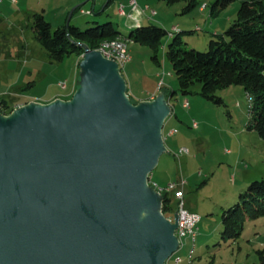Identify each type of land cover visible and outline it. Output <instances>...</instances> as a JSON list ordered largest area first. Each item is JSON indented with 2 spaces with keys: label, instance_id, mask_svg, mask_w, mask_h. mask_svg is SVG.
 Returning a JSON list of instances; mask_svg holds the SVG:
<instances>
[{
  "label": "water",
  "instance_id": "1",
  "mask_svg": "<svg viewBox=\"0 0 264 264\" xmlns=\"http://www.w3.org/2000/svg\"><path fill=\"white\" fill-rule=\"evenodd\" d=\"M84 47L69 99L0 112V264H166L178 248L148 181L171 97L132 102L119 64Z\"/></svg>",
  "mask_w": 264,
  "mask_h": 264
},
{
  "label": "rangeland",
  "instance_id": "2",
  "mask_svg": "<svg viewBox=\"0 0 264 264\" xmlns=\"http://www.w3.org/2000/svg\"><path fill=\"white\" fill-rule=\"evenodd\" d=\"M17 1L0 0V98L18 105L29 101V97L49 99L57 95L65 99L73 91L74 75L79 73L77 58L72 54L51 62L35 38L31 27L32 12L26 11L31 7L42 12V5H37V0H23V6ZM59 1L64 3L66 0H55L56 3ZM142 1H147L156 14L149 19L143 17L138 23L158 25L168 34L162 38L159 63L151 59L152 52L147 45L126 40L130 60L121 71L133 88V100L162 90L171 97L172 113L163 128L168 153L161 154L151 174L161 184L180 178L186 181L182 187L184 206L200 216L192 264H264V215L246 219L240 236L234 241L223 242L220 236L223 210L235 204L239 194L252 181L264 177V138L248 127L252 123V101L247 98L244 88L235 84L217 91L223 99L222 104L211 103L199 94H182L166 57L173 26L179 31L181 46L187 48L206 51L211 39L223 37L227 40L225 31L236 19L241 1L233 0L221 6L218 0H197L194 8L187 12L183 10L184 1L173 4L161 0ZM92 2H79V9L88 10ZM104 2H96V13L77 11L71 24L85 28L93 26L94 21H111L123 35H128L136 22L118 13V0L98 12ZM139 3L140 6L142 3ZM203 4L205 6L200 10ZM123 5L128 11L127 4L123 2ZM50 10L51 6H48L47 17L52 28H56L63 20H58ZM60 81H65L67 88L59 87ZM199 89L198 83L192 87L193 91ZM186 99L188 107L183 106ZM193 121L197 122V127L192 126ZM169 129L176 132L167 136ZM181 147H186L189 153H180ZM172 204L176 205L175 199ZM183 242V247L176 253L186 264L192 241L184 237Z\"/></svg>",
  "mask_w": 264,
  "mask_h": 264
},
{
  "label": "trees",
  "instance_id": "3",
  "mask_svg": "<svg viewBox=\"0 0 264 264\" xmlns=\"http://www.w3.org/2000/svg\"><path fill=\"white\" fill-rule=\"evenodd\" d=\"M167 4L184 1V11H190L197 0H161ZM233 0H218L221 6H226ZM237 16L225 31L227 40L211 39L208 49L201 51L195 48L181 46L179 31L169 32L172 40L166 46V57L176 76L178 90L184 94H199L202 98L214 104H222L223 99L217 91L230 85H241L252 97L250 113L252 123L249 129H254L264 138V0H240ZM111 0H107L108 5ZM80 6H76L73 12ZM104 10V9H103ZM102 10V11H103ZM80 28L64 23L52 28L51 23L42 13L32 14V29L36 40L47 52L51 62L61 61L67 55H75L77 68L84 46L91 49L99 47L105 39L123 38L147 45L152 52L151 59L159 63L158 52L162 46V38L168 34L163 27L155 24L138 25L123 35L111 22L98 23ZM79 75L73 91L65 99H69L78 86ZM198 83L199 91L192 87ZM28 86V85H27ZM24 86L22 90L25 88ZM165 93L166 91L163 90ZM128 96L133 100L127 86ZM175 91L172 92V94ZM168 96V94L166 93ZM0 112L9 113L16 105L9 100L0 98ZM27 102V101H25ZM162 211L165 216H172L176 210L171 194L162 192ZM264 215V177L252 181L245 191L239 194L238 200L231 207L224 209L221 215L223 242L236 240L246 219H256Z\"/></svg>",
  "mask_w": 264,
  "mask_h": 264
},
{
  "label": "built area",
  "instance_id": "4",
  "mask_svg": "<svg viewBox=\"0 0 264 264\" xmlns=\"http://www.w3.org/2000/svg\"><path fill=\"white\" fill-rule=\"evenodd\" d=\"M205 4H203L200 8L203 9ZM149 9L150 12H148L149 17L156 14V11L154 9H151L149 5L145 6H139L136 0H130L129 2V10L126 11L124 8V5L120 3L118 13L120 15L125 16L126 18L130 20H140L142 16L147 15V10ZM81 13L84 14H92L93 10H84L80 9ZM177 30L176 26H173V31ZM121 40V48H108V50H100L98 49L102 55L106 58L115 60L118 64L120 69L125 66L127 62L130 60V55L128 50H125V43L126 40L123 38H119ZM58 85L61 88H66L67 83L65 81L58 82ZM248 98V96H247ZM188 100L186 99L183 103L184 107H188ZM193 127H197V122L193 121L192 124ZM176 130L170 129L169 134H174ZM164 136V135H163ZM165 139V138H164ZM180 153H189V150L186 147H181L179 149ZM149 184L154 187L157 191L160 193L166 192L171 194L173 199L176 200V211L178 213V224L175 229V234L178 236L179 239V251L182 248L183 244V238L186 237L187 239L193 241V248L194 243L197 236V224L200 220V216L194 212L189 211L185 208L184 202H183V190L182 187L186 183V181L183 178L176 179L169 181L165 185H159L156 182L151 180V177L149 175L148 177ZM170 219H172V216H167ZM183 261L180 255L177 256V258H173L172 260H167L166 264H180ZM187 264V262H186Z\"/></svg>",
  "mask_w": 264,
  "mask_h": 264
},
{
  "label": "crops",
  "instance_id": "5",
  "mask_svg": "<svg viewBox=\"0 0 264 264\" xmlns=\"http://www.w3.org/2000/svg\"><path fill=\"white\" fill-rule=\"evenodd\" d=\"M20 1H21V5L23 6V4L25 5V2L23 1V0H18L16 3H20ZM23 1V2H22ZM86 0H66L64 3H61V1H59V2H55V0H37L35 3L37 4V5H42V12H38V11H35V10H33L31 7H27V9H26V11H28L29 12V14L31 13V16H32V14L33 13H42L44 16H45V18L49 21V19H48V6H51V10H52V13L51 14H53L58 20H60L61 22H62V20H63V23H60L58 26H60V25H62V24H64V23H68V22H70L71 23V20L73 19V16H74V14L77 12V11H79L80 12V9H83V8H78V9H76L74 12H73V10H74V8L76 7V6H79L80 5V3L79 2H82V3H84ZM97 1H105L104 2V4H103V6L98 10V12L99 11H102L103 9H105V7L106 6H108V5H106V2H107V0H93V2H92V5H91V7L90 8H88V10H93V12L94 13H96L97 11V6H96V2ZM114 0H111V2H113ZM120 3H122L123 4V2H125L126 4H127V6H128V8H129V2H130V0H118ZM137 1V3L138 2H140L139 4H141V5H143V6H145V5H148V3H146L147 1H142V0H136ZM140 5V6H141ZM70 8H72L71 10H70ZM125 8V7H124ZM200 10H201V8H199ZM33 10V11H32ZM50 10V11H51ZM60 11L59 13L58 12H56V11ZM69 10H70V13H69ZM85 10V9H84ZM81 13V12H80ZM143 17L145 18V19H149L150 17H149V15H148V13H147V15H145V16H142L141 17V19H143ZM141 19L138 21L139 23H140V21H141ZM50 22V21H49ZM138 22H136V23H138ZM51 23V22H50ZM138 23V24H139ZM51 25H52V23H51ZM129 25H132V24H130L129 23ZM23 47V50L24 51H27V49H26V47L25 46H22ZM75 83H76V75H74V78H73V83H72V89L74 88V85H75ZM128 84V83H127ZM59 86V85H58ZM60 87V86H59ZM66 88H67V86H66ZM128 88H129V93H130V95H132L133 94V88L132 87H130L129 85H128ZM63 89V88H62ZM65 89V88H64ZM157 92H150V93H147L146 94V97L145 98H141V99H151V98H153L154 96H155V94H156ZM56 97H58L57 95H53V96H51L49 99H39V98H35V97H29L28 98V100H37V101H40V102H48V101H50V100H52V99H54V98H56ZM61 98V97H60ZM141 99H137V100H141ZM171 102V101H170ZM172 104V103H171ZM164 128V127H163ZM170 130V129H169ZM169 130H168V132H169ZM168 132H166V135L167 136H171V135H173V134H169ZM163 135H164V132H163ZM165 140V139H164ZM150 177H151V180L152 181H154V182H156L157 184H159V185H164V184H161V183H159L158 181H156L155 179H154V176L150 173ZM197 214V213H196ZM180 264H185V262L184 261H182Z\"/></svg>",
  "mask_w": 264,
  "mask_h": 264
},
{
  "label": "bare ground",
  "instance_id": "6",
  "mask_svg": "<svg viewBox=\"0 0 264 264\" xmlns=\"http://www.w3.org/2000/svg\"><path fill=\"white\" fill-rule=\"evenodd\" d=\"M135 22H138L139 20H134ZM138 24V23H136ZM176 31V30H175ZM121 48V40L119 38L116 39H105L103 41H101L99 47L97 49L100 50H108V48ZM125 50H127L126 47V43H125ZM248 99L251 102L252 101V97L250 96V94L247 93ZM184 245V242L182 244V247ZM195 246V243H194ZM179 250V245L177 250H175L169 257L167 260L173 259V258H177L178 254L176 253ZM194 252V248H193V241H192V247L188 253V263L187 264H192V254Z\"/></svg>",
  "mask_w": 264,
  "mask_h": 264
}]
</instances>
